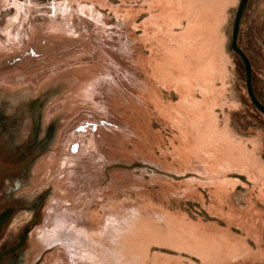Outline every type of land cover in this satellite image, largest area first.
Returning <instances> with one entry per match:
<instances>
[{"label":"rangeland","instance_id":"rangeland-1","mask_svg":"<svg viewBox=\"0 0 264 264\" xmlns=\"http://www.w3.org/2000/svg\"><path fill=\"white\" fill-rule=\"evenodd\" d=\"M239 3L0 0V60L43 50L0 71L7 99L79 76L43 117L63 116L61 149L30 191L54 173L68 196H50L34 262L53 247L43 264H264V113L231 48ZM239 45L264 104V0Z\"/></svg>","mask_w":264,"mask_h":264},{"label":"water","instance_id":"water-1","mask_svg":"<svg viewBox=\"0 0 264 264\" xmlns=\"http://www.w3.org/2000/svg\"><path fill=\"white\" fill-rule=\"evenodd\" d=\"M248 0H240L234 19L231 48L242 58L246 72V84L249 97L253 104L264 113V104L257 97L253 86V66L245 50L239 45V32L241 21ZM43 53V50L30 45L28 50L17 55L1 59L0 71L17 65L26 57ZM79 76L73 78L53 80L43 86L38 96L35 97L33 86L20 87L12 91L13 97L7 99L1 89L0 95V157L9 162L10 165L21 166L23 169L22 194H23V215L19 217L24 229L22 247L12 252H5L7 248L17 241V234L14 233L5 240V235L0 236V264H43L45 250L41 258L34 262V247L32 244V232L41 227L44 222L50 196L56 191L61 192L62 198L68 195L55 185L54 173L41 189L30 191V187L41 177L43 168L33 174L35 166L46 160L51 150L60 152V145L56 144L60 124L58 117L48 125H43V117L46 107L54 100L62 96L64 89ZM66 118V117H65Z\"/></svg>","mask_w":264,"mask_h":264},{"label":"flooded vegetation","instance_id":"flooded-vegetation-1","mask_svg":"<svg viewBox=\"0 0 264 264\" xmlns=\"http://www.w3.org/2000/svg\"><path fill=\"white\" fill-rule=\"evenodd\" d=\"M23 169L0 157V236L5 235V240L9 241L12 234H17L16 243L7 248L6 253L19 249L23 244V224L18 222L23 215Z\"/></svg>","mask_w":264,"mask_h":264},{"label":"bare ground","instance_id":"bare-ground-1","mask_svg":"<svg viewBox=\"0 0 264 264\" xmlns=\"http://www.w3.org/2000/svg\"><path fill=\"white\" fill-rule=\"evenodd\" d=\"M51 218H52V217H51ZM51 218H50V219H51ZM111 224H112V223H111ZM98 225H99V224H98ZM104 227H105V226H104ZM104 227H103V229H104ZM100 229H101V228H100ZM105 230H106V229H105ZM102 231H104V230H102ZM102 231H101V232H102ZM83 233H85V232H83ZM103 233H104V232H103ZM39 234H40V233H39ZM80 234H81V233H80ZM86 234H88V233H86ZM100 234H101V233H100ZM41 235H42V234H41ZM54 235H55V234H54ZM81 235H82V234H81ZM44 236H47V234L44 233ZM86 236H89V235H86ZM86 236H85V237H86ZM97 236H98V235H97ZM99 236H100V235H99ZM99 236H98V237H99ZM87 238H88V237H87ZM93 238L95 239V237H93ZM32 239H33V238H32ZM45 239H46V237H45ZM46 240H47V239H46ZM85 240H86V239H85ZM36 241H37V240H36ZM99 241H101V240H99ZM89 242H90V241H89ZM36 243H38V242H36ZM96 245H97V244H96ZM96 245H95V246H96ZM103 246H105V245H103ZM109 246H110V245H109ZM38 247H39V246H38ZM93 248H94V247H93ZM95 248H97V247H95ZM95 248H94V249H95ZM94 249H93V250H94ZM87 250H88V247H87ZM103 251H104V250H103ZM69 252H70V251H69ZM93 252H94V251H93ZM95 252H96V251H95ZM89 253H91V252H89ZM96 253H97V252H96ZM104 253H105V252H104ZM69 254H70V253H69ZM86 254H87V253H86ZM102 254H103V253H102ZM105 254H106V253H105ZM99 255H100V254H99ZM106 255H107V254H106ZM47 256H48V255H47ZM60 256H61V255H60ZM82 256H83V255H82ZM88 256H89V255H88ZM88 256H85V257H88ZM83 257H84V256H83ZM90 257H91V256H90ZM90 257H89V258H90ZM99 257L101 258V256H99ZM99 257H97V258H99ZM92 258H93V257H92ZM60 259H61V258H60ZM84 259H85V258H84ZM101 259H102V258H101ZM104 259H105V255H104ZM128 259H129V258H128ZM92 260H93V259H92ZM95 260L97 261V259H95ZM112 260H113V259H112ZM87 261H88V260H87ZM99 261H100V260H99ZM99 261H98V263H100ZM80 262H81V261H80ZM50 264H51V263H50ZM52 264H53V263H52ZM55 264H56V263H55ZM77 264H79V263H77ZM88 264H89V263H88Z\"/></svg>","mask_w":264,"mask_h":264}]
</instances>
